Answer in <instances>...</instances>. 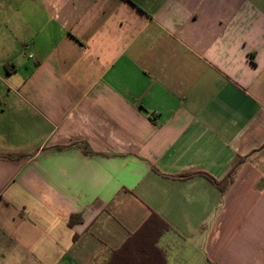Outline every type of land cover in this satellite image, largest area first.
Listing matches in <instances>:
<instances>
[{
	"label": "crops",
	"instance_id": "crops-1",
	"mask_svg": "<svg viewBox=\"0 0 264 264\" xmlns=\"http://www.w3.org/2000/svg\"><path fill=\"white\" fill-rule=\"evenodd\" d=\"M113 260L264 264V0H0V264Z\"/></svg>",
	"mask_w": 264,
	"mask_h": 264
},
{
	"label": "trees",
	"instance_id": "trees-1",
	"mask_svg": "<svg viewBox=\"0 0 264 264\" xmlns=\"http://www.w3.org/2000/svg\"><path fill=\"white\" fill-rule=\"evenodd\" d=\"M237 168V163L236 165L233 167L232 171L230 172L229 174V177L228 179H231L232 175L234 174L235 172V169ZM156 172H158V170L155 169ZM199 174H203L204 176L208 177L216 186L218 187H221L222 184L219 183V182H216L213 178H211L210 176H208L207 174H204V173H199ZM195 174H186V175H181L178 177V179H188V178H191L192 176H194ZM158 223L159 226L157 227L156 229V233H158V236H162L164 233H167L169 231H172V229L162 220L160 219L155 213H153L151 215V217L149 218V220L144 224V226L135 234L133 235L134 238H137L138 236H140L142 233H144L147 228H149L152 224H156ZM161 226V227H160ZM163 226V227H162ZM132 237V238H133ZM131 240V239H130ZM129 244V243H128ZM127 246V244H126ZM150 246V245H149ZM151 248V251L152 252H156L155 250H157L160 254H162V250H160V248L158 249V247H155L156 249L154 250L152 246H150ZM123 251V250H122ZM122 251H118V252H115V253H121ZM115 255H113L112 259L114 258ZM163 256V259L164 258V254H162ZM113 264H116L115 261L113 260L112 262Z\"/></svg>",
	"mask_w": 264,
	"mask_h": 264
}]
</instances>
